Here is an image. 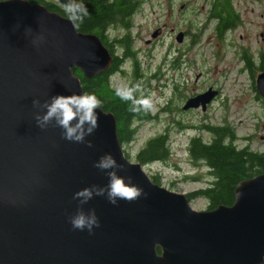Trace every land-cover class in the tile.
<instances>
[{"label": "water", "instance_id": "1", "mask_svg": "<svg viewBox=\"0 0 264 264\" xmlns=\"http://www.w3.org/2000/svg\"><path fill=\"white\" fill-rule=\"evenodd\" d=\"M184 36L180 30L176 37ZM113 61L100 35L75 29L64 14L40 2L0 0V264H264V172L237 184L233 204L196 209L188 193L154 181L127 156L114 112L97 109L100 126L86 138L91 148L63 139L60 127L36 125V113L46 110L34 98L82 93L75 68L92 77ZM256 87L264 97V69ZM218 92L210 86L189 96L183 109L206 110ZM107 153L147 195L115 205L94 196L83 207L96 210L100 226L74 230L73 196L108 183L93 166Z\"/></svg>", "mask_w": 264, "mask_h": 264}, {"label": "rangeland", "instance_id": "2", "mask_svg": "<svg viewBox=\"0 0 264 264\" xmlns=\"http://www.w3.org/2000/svg\"><path fill=\"white\" fill-rule=\"evenodd\" d=\"M232 2L240 20L220 35L218 19L212 13L213 0H144L130 27L137 60L126 59L122 68L125 71L111 77L118 87L127 85L136 75L144 94L153 96L156 107L150 112L152 117L141 121L135 138L123 146L127 156L138 161L137 152L147 140L168 130L170 163L155 160L143 163V167L152 178L161 174L160 184L179 192L189 193L209 181L207 166L196 165L188 151L193 135L209 138L210 133L202 129L205 123L229 122L235 126L240 145L250 142L255 149L264 150V97L256 87L264 54V0ZM159 27L161 32L153 36ZM109 30L111 37L128 31L118 25ZM180 30L185 32L183 41L176 37ZM245 50L253 57L252 69L243 57ZM116 52L120 53L121 47ZM210 85L219 88L220 94L206 110L181 108L186 95ZM190 203L196 209L208 205L200 196L191 198Z\"/></svg>", "mask_w": 264, "mask_h": 264}, {"label": "trees", "instance_id": "3", "mask_svg": "<svg viewBox=\"0 0 264 264\" xmlns=\"http://www.w3.org/2000/svg\"><path fill=\"white\" fill-rule=\"evenodd\" d=\"M47 5L50 9L64 14L60 2L55 0H30ZM144 0H83L89 10V16L80 24L79 30L94 32L101 36L103 41L114 54L112 66L92 77L84 74L80 67L75 68V73L80 76L84 86V92L95 93L102 101L103 108L112 111L116 115L118 134L122 143L135 138L139 123L151 118L152 115L133 113L131 102L121 101L115 96L111 77L120 69L126 59L137 60V51L133 48V38L130 27L133 25L134 14L140 10ZM212 13L218 19L217 28L220 35H224L227 29L234 27L240 18L232 0H213ZM126 28L128 31L122 35L110 36V28L116 26ZM121 47L117 53L116 48ZM243 57L248 66L253 68V57L245 50ZM261 67L264 69V54L261 59ZM136 74H138L135 66ZM123 73V72H122ZM137 76L129 79V84L137 82ZM175 91L179 94V85L174 83ZM177 89V90H176ZM187 98L192 95H186ZM185 97V96H184ZM182 108V107H181ZM180 122V121H179ZM186 126V125H183ZM202 129L210 133L209 138L201 134L193 135L189 140L188 151L192 161L196 164L204 163L207 166L209 181L203 187H199L188 193L190 198L200 196L206 198L207 208L213 209L221 204H233L237 184L245 178L253 177L264 172V150H258L251 146L250 142L240 145L235 126L229 122L221 124L205 123ZM170 133L168 130L150 137L146 144L137 152V159L142 163H150L155 160L169 164L171 156ZM194 178H203L199 175ZM161 174L153 176V180L161 183ZM159 252L161 248H158Z\"/></svg>", "mask_w": 264, "mask_h": 264}, {"label": "clouds", "instance_id": "4", "mask_svg": "<svg viewBox=\"0 0 264 264\" xmlns=\"http://www.w3.org/2000/svg\"><path fill=\"white\" fill-rule=\"evenodd\" d=\"M7 2V0H4ZM30 2V0H29ZM60 7L65 13V18L70 21L75 29H79L80 24L85 21L89 14L87 6L83 0H63ZM17 29L19 24L15 26ZM30 27L25 29V34L32 33ZM44 37L38 36L33 43L39 45ZM92 60L99 58L93 52L90 54ZM115 96L121 101L131 102V111L133 113H149L155 110L156 102L151 94H144L141 81L130 85H120L114 88ZM34 107L41 111L35 115L36 125L45 130L50 125L62 129V138L75 143L86 144L87 147H93V142L86 138L92 135L99 128V114L97 109L103 110V101L95 94L89 92H72L71 95H55L43 102L39 98L32 101ZM128 166H132V161H126ZM95 168L104 172L108 177V183L104 186L91 185L77 191L73 199L79 201V207L75 214L69 217L74 230H87L92 233L95 228L100 226V220L93 208L89 211L84 209L94 196H105L113 205L120 200L133 202L146 196L144 189L134 183V177L131 175H121L120 172L126 170L125 164L119 163L111 154H103L93 165Z\"/></svg>", "mask_w": 264, "mask_h": 264}, {"label": "flooded vegetation", "instance_id": "5", "mask_svg": "<svg viewBox=\"0 0 264 264\" xmlns=\"http://www.w3.org/2000/svg\"><path fill=\"white\" fill-rule=\"evenodd\" d=\"M122 68H123V67H121L120 69L122 70ZM262 70H263V69H262ZM127 84H129V82H128ZM210 86H212V85H210ZM217 89L219 90L218 94H220V89H219V88H217ZM203 91H204V90H203ZM217 96H218V95H217ZM184 102H185V101H184ZM184 102H183V104H184ZM211 103H212V102H211ZM211 103H210V104H211ZM183 104H182V105H183ZM210 104H208V105H210ZM196 108H199V107H196ZM190 109H192V108H190Z\"/></svg>", "mask_w": 264, "mask_h": 264}]
</instances>
